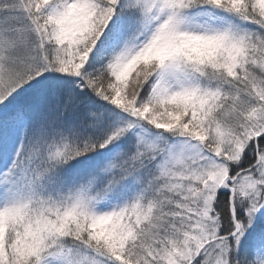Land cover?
<instances>
[{
    "label": "snow or ice",
    "instance_id": "6c2138e0",
    "mask_svg": "<svg viewBox=\"0 0 264 264\" xmlns=\"http://www.w3.org/2000/svg\"><path fill=\"white\" fill-rule=\"evenodd\" d=\"M0 264H264V0H0Z\"/></svg>",
    "mask_w": 264,
    "mask_h": 264
}]
</instances>
